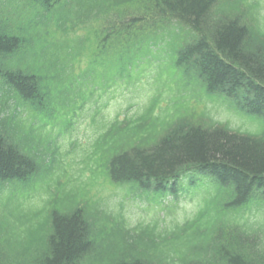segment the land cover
<instances>
[{"label":"trees","instance_id":"16d2710c","mask_svg":"<svg viewBox=\"0 0 264 264\" xmlns=\"http://www.w3.org/2000/svg\"><path fill=\"white\" fill-rule=\"evenodd\" d=\"M86 52L103 75L88 78ZM139 88L149 90L135 115L131 104L107 114L104 96ZM219 99L262 129L217 121ZM57 106L65 118L100 117L79 176L75 164L46 160L54 153L43 117ZM27 126L40 144H27ZM88 170L146 192L190 172L212 188L174 236L135 235L88 199ZM6 185L33 191L3 196ZM0 264H264L258 0H0Z\"/></svg>","mask_w":264,"mask_h":264},{"label":"rangeland","instance_id":"374dc122","mask_svg":"<svg viewBox=\"0 0 264 264\" xmlns=\"http://www.w3.org/2000/svg\"><path fill=\"white\" fill-rule=\"evenodd\" d=\"M262 7L264 9V1L262 3ZM103 72V71H102ZM102 72H98L99 74H102ZM92 73L88 74V78L92 77ZM103 75V74H102ZM95 77V75H94ZM143 94L139 95L136 97V99L142 98ZM108 100V98H106ZM126 98L120 96L117 99H111V102L107 108V114L108 115H114L117 111L123 110V108L126 107ZM218 106L225 110L226 112L229 113L228 108L222 103L219 102ZM114 113V114H113ZM233 119L229 117V115L222 113L219 116V119L222 121L226 120H232L233 124L237 123L238 126H245L249 128L250 131L252 132H258L262 129V125L260 123L252 122L248 118L241 116V115H236L233 116ZM46 123L47 117H43ZM43 123V125L45 124ZM55 124L59 126L61 129L64 127V120L63 119H57L55 121ZM76 130H75V135L71 137L72 140H80L83 142L84 145H86L87 138L89 135H86L89 133L90 128L88 124V117H83L78 121L76 124ZM38 128V127H36ZM29 129L30 126H27L23 129V135H27L28 137V143H34L36 146L39 139H40V132L37 131L38 133L37 138L35 136H31L29 134ZM69 139L66 138L63 141L65 149H69L68 146ZM82 158H83V152L81 147L79 149H76L73 153L66 155L63 157V163L65 166H68L70 164H75L77 171H80L83 166H82ZM40 184V183H39ZM38 185V184H37ZM36 185V186H37ZM41 185V184H40ZM184 190L181 191L179 200L176 202L174 197H169L166 200V208L160 209L157 208L151 204H149L146 201H142L138 198H134L132 196L128 197L126 196L125 191L122 189H110L106 190L104 192V195L109 199V202L113 205H120L123 204L125 213L126 215L131 219V222L133 224H138L140 222H150L155 218H163L165 217L168 222L174 220V219H183L184 217H190L192 216L198 206V201H199V195L195 194V192L192 189H187L186 182L183 183ZM33 189H24V188H14L11 193L15 194H23L27 195L30 192H32ZM46 199V198H44Z\"/></svg>","mask_w":264,"mask_h":264}]
</instances>
